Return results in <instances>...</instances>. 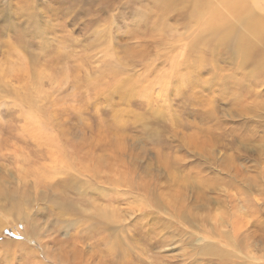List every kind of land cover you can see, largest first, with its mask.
<instances>
[{
  "label": "rangeland",
  "instance_id": "374dc122",
  "mask_svg": "<svg viewBox=\"0 0 264 264\" xmlns=\"http://www.w3.org/2000/svg\"><path fill=\"white\" fill-rule=\"evenodd\" d=\"M260 1L0 0V264H264Z\"/></svg>",
  "mask_w": 264,
  "mask_h": 264
},
{
  "label": "bare ground",
  "instance_id": "6f19581e",
  "mask_svg": "<svg viewBox=\"0 0 264 264\" xmlns=\"http://www.w3.org/2000/svg\"><path fill=\"white\" fill-rule=\"evenodd\" d=\"M227 5L236 13L239 14H243L246 13L248 11V4L252 3V4H259L261 3L260 0H225ZM264 4V3H263ZM264 7V5H263ZM196 17L198 22L200 23V25L204 28V29H209L212 31H219L220 29L223 28L224 25V20L222 18V16L210 5H207L206 3L202 2L200 5H198V3H196ZM247 23L249 25H252L254 27H260L263 28L264 25H262L263 23L257 24L253 19L248 18L247 19ZM241 51L245 49V46H240ZM99 160V159H98ZM113 160V159H112ZM99 162V161H98ZM97 170V169H96ZM110 175V174H109ZM114 176V175H113ZM118 179V178H117ZM116 179V180H117ZM108 183V182H107ZM111 185L114 187V189L117 186V183L115 182V179H113L111 181ZM139 189L141 188H147V187H140L138 186ZM116 190V189H115ZM139 191V190H138ZM139 201L137 204H139V206L142 205V203L145 202H149L152 203L151 199L148 198V196L144 195L142 197L139 198ZM175 202V201H174ZM95 203V202H94ZM173 205H175L173 203ZM2 206V205H1ZM98 206V205H97ZM69 208V207H68ZM71 209V208H69ZM96 209V208H95ZM181 210V209H180ZM5 211L7 212V210L4 208L2 210V208L0 207V212ZM91 211V210H89ZM107 210H103V209H96L97 215L104 217L105 219H112L113 216L112 215H108V213L106 212ZM4 212V213H5ZM111 212V211H110ZM8 213V212H7ZM20 211H17V214H20ZM9 214V213H8ZM112 214V213H111ZM1 215V214H0ZM2 216V215H1ZM24 216V215H23ZM4 217V216H2ZM115 217V216H114ZM1 219V217H0ZM114 219H112L113 222ZM106 221V220H105ZM93 222V221H92ZM91 222V223H92ZM95 222V221H94ZM103 222V221H102ZM98 223V222H97ZM109 223V222H108ZM2 219L0 220V230L3 228L4 225ZM30 225V224H29ZM100 225V230H112L109 233H102L101 234V238H100V242H102L105 246V249L107 250V254L104 255L102 254V252H99L96 256L99 259L97 264H128L126 261H128V259H131L132 257H130L128 255L129 252H124V249L122 250V246L119 243V240L116 237L117 234V230L116 229H112L108 224H106V222L104 223H99ZM165 225V224H164ZM164 225L162 227H164ZM28 228V229H27ZM26 229L29 230V227H27ZM89 228H86L85 231L90 233L91 230L88 231ZM90 229H92V232H95V228H93L92 226H90ZM30 231V230H29ZM101 231V232H102ZM239 231V229L234 230ZM151 231H147V229L145 228L144 232H142L140 235H143L144 237H146V234L150 233ZM85 233V232H84ZM146 233V234H145ZM100 234V233H99ZM28 235V234H27ZM72 235V234H71ZM40 238V237H39ZM74 238V237H73ZM123 240V239H122ZM1 242V247L5 248V246H7L8 244H13V245H19V243H15L12 241H8V240H0ZM9 247V245H8ZM24 248V247H23ZM45 248V247H44ZM100 251V250H99ZM32 252V251H29ZM34 253V252H33ZM69 255V254H68ZM83 256V255H82ZM65 257V256H64ZM237 259L229 256V255H224L222 257H220L219 259L213 260L214 264H240L238 263L240 260H243V258L241 256L236 255L235 256ZM61 258V257H60ZM92 258V257H91ZM104 258V259H103ZM257 258V257H256ZM256 258H254L253 260H255ZM55 260V259H54ZM233 260H239L238 262H235ZM53 261V260H52ZM56 261V260H55ZM57 261L63 263V264H90L89 262L85 261L84 259L81 258L80 254H78V252H71L70 256H66V258L63 259H58ZM257 261V260H256ZM233 262V263H231ZM241 262V261H240ZM254 263V262H253ZM251 263V264H253ZM34 264V263H33ZM39 264V263H38ZM41 264V263H40ZM242 264V262H241ZM250 264V263H249ZM255 264V263H254Z\"/></svg>",
  "mask_w": 264,
  "mask_h": 264
}]
</instances>
